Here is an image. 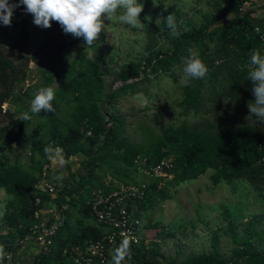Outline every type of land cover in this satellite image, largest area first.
Here are the masks:
<instances>
[{"label": "trees", "instance_id": "obj_1", "mask_svg": "<svg viewBox=\"0 0 264 264\" xmlns=\"http://www.w3.org/2000/svg\"><path fill=\"white\" fill-rule=\"evenodd\" d=\"M15 2L18 0H10ZM207 4L199 18L176 12L174 33L164 24L166 18L147 25V43L141 55L126 59L117 68H111L114 60L102 54L91 60L81 55L73 62L72 72L61 76L52 102L55 111H42L29 121L20 120L19 110L4 106L21 102L20 84L27 80L29 65L39 63L61 27L55 21L49 29L36 26L23 6L15 9L10 27L0 24V140L6 149L0 155V191L12 197L0 225V243L9 253L19 248L17 240L36 222L34 213L53 198L36 193L44 166L51 163L44 153L50 144L62 147L67 157L84 156L73 175L74 187L65 185L57 197L59 204L76 208L80 218L74 213L68 216L54 239L51 255H39L35 264H70L75 247L85 249L103 238L106 230L96 223L88 202L94 190L102 189L108 175L116 180L108 191L117 189L120 183L139 185L130 178L132 173L147 176L143 182L147 185L145 197L134 207L128 206L135 209L139 219L148 203L167 196L168 185L177 187L208 171H212L214 187L245 181L264 195V166L258 164L264 125L245 119L249 115L247 104L254 101L246 64L253 49L264 54V3L209 0ZM229 14L232 21L227 19ZM193 46L209 72L203 80L193 81L191 87H182L179 69ZM14 53L23 64L11 57ZM56 75L49 77L45 86ZM113 75L119 84L107 92V77ZM166 79L173 81V92L179 95L174 105L166 102L172 122L167 124L156 115L154 124L139 126V140H131L117 105L141 91L151 99L148 85H160ZM61 102L73 107L65 122L59 118ZM14 144L16 150L31 152L30 165L21 162L20 155L12 160ZM165 159L173 161V179L163 181L148 175L151 167ZM36 196L41 199L38 206L32 203ZM222 218L224 224L211 231L207 251L183 258L166 257L158 240L148 242L144 237L139 246L131 245L130 264H264V217L235 220L225 208ZM87 220L91 222L86 224ZM150 227L158 229L160 225ZM158 236L168 239L175 234L163 229ZM227 241L230 257L225 251Z\"/></svg>", "mask_w": 264, "mask_h": 264}, {"label": "rangeland", "instance_id": "obj_2", "mask_svg": "<svg viewBox=\"0 0 264 264\" xmlns=\"http://www.w3.org/2000/svg\"><path fill=\"white\" fill-rule=\"evenodd\" d=\"M208 1L138 0V3H143L144 5V11L141 13L140 19L145 24V28L141 31L133 29L128 25L120 24L115 19L111 23L106 20L105 23H110V26L105 33L101 34L99 41L89 49H86L83 38H76L70 34H65L62 29L58 30L49 48L40 56L39 63L32 62L29 65L27 80L20 84L21 91L19 93L22 98L21 102L17 101L10 105L6 104L4 108H8L9 106V108L17 109L21 113L28 110L37 90L41 87H47L45 86L46 81L54 73H57V75L49 86H52L56 91L61 76L72 72L73 62L75 59L79 60L81 55H85L86 59L91 60L102 54L107 59L114 60L111 68H117L126 59L141 55L147 43L145 30L147 25L157 24L158 18L161 21L168 15L175 14L176 12L181 13L184 17L192 16L199 18L207 10ZM261 3H264V0H261ZM61 49H63L62 53H60ZM11 57L20 59L15 53L11 54ZM19 61L22 60L20 59ZM107 80V92L119 84L114 75L107 77ZM174 87L173 81L166 79L160 82V85H148L151 91V99L146 98L145 93L141 91L135 96L124 98L117 105L118 110L126 120L127 135H129L131 140H139L141 137L139 126L151 124L156 115L167 124L172 122V116L166 102L174 105L175 99L178 98L179 95H176L175 91L173 92ZM147 105H152V107L147 108ZM72 111L73 107L71 105L61 102L59 118L64 122L67 121ZM177 113L178 109L176 108V115ZM35 121L39 120L35 119ZM34 126L35 123L32 127ZM16 146L15 152L11 154L12 160L20 155V161L26 165H30L33 157L32 154L30 155L31 152L23 149L16 150ZM4 152H6V149L3 148V143L0 140V155ZM78 168L74 167L73 173L67 171L68 176L66 179L68 181H64L66 179L59 181L61 189L65 185L70 188L74 187L73 175L77 172ZM211 174L212 171H208L199 179L177 187L168 185L167 196L165 198L162 199L159 196L151 203H148L146 209L141 211L140 219L143 223V236L147 237L148 242L158 240L162 252L166 257L178 256L179 258H183L190 254L207 251L209 249L211 231L224 224L222 212L225 208L230 211L235 220L241 217L249 218L253 215L264 217V195L262 193L255 190L245 181H237L230 184L222 183L219 187H214L210 180ZM130 178L138 184L148 179L146 175L139 173H132ZM107 179L114 178L108 175L103 182ZM119 185L125 184L120 183ZM162 185L160 184L159 188ZM3 192L6 193L5 191ZM6 195L0 194V205L6 206ZM73 213L80 218L76 208L73 210ZM2 221L3 219H0V224ZM89 222L91 220H87L86 224ZM157 224L160 225V228L154 229L150 227V225ZM163 229L171 231L175 236L168 239H160L158 232ZM225 243V251L230 257L229 250L231 249V245L228 244V241Z\"/></svg>", "mask_w": 264, "mask_h": 264}, {"label": "clouds", "instance_id": "obj_3", "mask_svg": "<svg viewBox=\"0 0 264 264\" xmlns=\"http://www.w3.org/2000/svg\"><path fill=\"white\" fill-rule=\"evenodd\" d=\"M20 6L24 7L27 14L32 15L36 26L49 29L55 21L65 34L83 38L86 49L99 41L101 34L105 33L113 19L133 29L142 31L145 28V24L140 19L144 5L138 3V0H18L15 3H10V0H0V24L10 27L14 11ZM232 18V14L227 17L229 21H232ZM106 20L110 23L106 24ZM160 22L158 18L156 23ZM164 24L174 33L177 26L175 14L168 15ZM246 67L247 78L252 83L254 101L248 102L249 115L245 119L257 125H264V54L258 49H253ZM208 72L209 69L199 51L194 46L189 47L188 55L183 58L182 68L179 69L180 85L191 87L193 81L203 80ZM55 95L52 86L39 88L30 102V108L21 113L20 120L29 121L42 111L53 113L55 109L52 102ZM44 153L47 160L58 170L52 179L58 182L66 179L68 176L66 168L72 158L66 157L62 147L51 144L44 148ZM5 214V206L0 205V219H3ZM120 235L119 245L111 249L110 264H130L132 261L131 244L136 238L128 233ZM11 259L12 254L6 250L4 244L0 243V264Z\"/></svg>", "mask_w": 264, "mask_h": 264}, {"label": "built area", "instance_id": "obj_4", "mask_svg": "<svg viewBox=\"0 0 264 264\" xmlns=\"http://www.w3.org/2000/svg\"><path fill=\"white\" fill-rule=\"evenodd\" d=\"M88 135H91V131H88ZM259 150L262 155L258 160V164L264 166V144H259ZM138 162L143 165V162ZM50 167V164H45L42 178L36 186V193H44L53 197L54 214L50 219L43 220L41 219L40 210L35 212L33 217L36 222L32 224L29 232L16 242V246L20 249L30 246L37 248L36 258L39 255H51L55 237L65 225L68 216L73 212L70 204H59L57 202L61 184L58 181L49 179ZM139 169V171H142L141 168ZM172 169L173 161L165 159L151 167L148 175L163 181L171 180L174 177ZM114 182L115 180L113 179L105 180L102 189L94 190L88 202L96 223L106 230L105 235L101 240L90 243L85 249L79 246L75 247L70 264H110L111 249L119 245L121 233H128L136 238L132 242V246H139L144 240L142 220L135 216V209H129L128 206L132 204L134 207L136 201L145 197L147 185L145 183L119 185L117 189L112 188L108 191V187ZM32 203L38 206L41 203L40 197H34Z\"/></svg>", "mask_w": 264, "mask_h": 264}, {"label": "crops", "instance_id": "obj_5", "mask_svg": "<svg viewBox=\"0 0 264 264\" xmlns=\"http://www.w3.org/2000/svg\"><path fill=\"white\" fill-rule=\"evenodd\" d=\"M71 158L72 159L70 161V164L67 166L66 171H70L71 173H73L74 167L75 168L80 167L83 164L84 156L79 155L77 157H71ZM57 171H58L57 167L55 165L51 164V167L49 170V179L53 180L52 177L54 174L57 173ZM64 181H68V180L66 179ZM3 191L4 190H1L0 194L3 193L6 195L7 193H4ZM7 195H6V202L8 204V202L11 200L12 197L9 195L7 196ZM7 204H6V206H7ZM6 206H5V208H6ZM54 210H55V206H54L53 200L46 202L44 204L43 208L40 209L41 219H43V220L50 219V217L54 214ZM37 253H38L37 248H35L33 246H30L27 248H21V249L18 248L14 253H12L11 261H6V264H35Z\"/></svg>", "mask_w": 264, "mask_h": 264}]
</instances>
